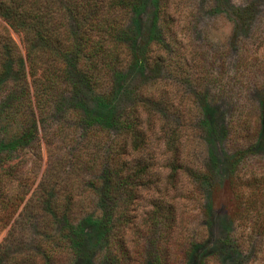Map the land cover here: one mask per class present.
<instances>
[{"label":"rangeland","instance_id":"obj_1","mask_svg":"<svg viewBox=\"0 0 264 264\" xmlns=\"http://www.w3.org/2000/svg\"><path fill=\"white\" fill-rule=\"evenodd\" d=\"M248 1L222 0V8L216 10L211 9L213 0H144L133 14L137 40L151 43L163 21L171 29V41L162 54L164 64H153L158 69L143 62L124 68L116 76L114 98L108 105L94 102L86 91L74 97L66 93L57 112L36 114L34 131H25L24 137L17 138L25 127L22 116L4 120L0 115V156L7 151L0 167V172L6 170L0 174V191L5 193L0 204L3 264H18V260L22 264H108V258L115 264H264V121L255 136L253 131H238L235 137L236 132L223 131L230 116L222 98L211 100L219 111L214 117L209 109V56L224 47L232 62L240 50L235 40H229L232 21L224 12L226 2L240 6ZM255 1L258 15L264 14V0ZM259 19L252 22L249 34L264 22ZM8 33L24 55L22 37L10 29ZM153 47L150 51L155 55ZM27 81L31 83L29 76ZM251 84H258V90L243 89L240 104L264 98V73L251 78ZM134 92L150 106L148 113L154 119L145 131L143 149L126 156L127 144L121 145L119 161L140 162L147 168L135 179L130 203L110 204L102 197L97 164L87 166L89 158L96 163L103 159L104 149L98 138L91 142L94 146L89 144L91 151L85 149L86 135L92 132L86 120L115 133L108 123L115 113L134 105ZM0 100L5 101L1 96ZM32 105L35 108L34 100ZM141 121L144 128V113ZM21 140V148L7 150ZM8 165L15 167L6 181L2 175L9 172ZM47 171L53 175L52 204L58 198L69 202L46 211V216L24 212V204L38 194ZM25 188L20 203L16 197L11 199ZM54 212L58 220L53 224L52 217L48 229L42 230V221ZM120 212L127 216L128 229L123 227L118 243L113 239L117 233L107 232L106 225L112 221L121 225L123 220L115 216ZM155 213L158 217L153 218ZM17 217L20 222L4 239ZM71 221L85 235L83 245L72 254L64 250L60 235ZM106 236L109 243L104 241ZM37 247L48 254L29 256Z\"/></svg>","mask_w":264,"mask_h":264},{"label":"trees","instance_id":"obj_2","mask_svg":"<svg viewBox=\"0 0 264 264\" xmlns=\"http://www.w3.org/2000/svg\"><path fill=\"white\" fill-rule=\"evenodd\" d=\"M143 1L0 0V96L5 99L0 100V115L4 120L10 115L24 118L25 127L21 129L17 138L24 137L25 131H34L37 113L40 117L44 113L57 112L60 102L66 98V93L74 97L86 91L94 102L99 101L108 105L114 98L116 76L124 68L136 66L141 62L146 66L149 64L153 66L156 62L158 65L164 64L165 56L162 54L165 55L164 51L169 40L171 41V29L167 21L159 23L151 43L136 38L138 33L132 21ZM226 4L228 7L224 12L232 21L229 40L233 43L236 41L240 50L233 55L232 62L230 60L232 55L224 47L214 50L209 56V109L214 117L219 111L217 102L211 100L214 98L217 100L216 97L222 98L223 103L229 108L230 116L223 131H234L235 137L240 135L239 132L253 131L252 136H255L260 123L264 121V98L247 105L240 104L238 98L242 90L249 86L257 89L258 84H251V78L262 76L264 73V22L254 27L251 34L248 33L253 21L258 18L264 21V14L258 15L259 7L255 0H249L240 6H233L227 2ZM221 8L222 0H213L211 9ZM8 29L22 37L24 55L10 39ZM240 33L243 36L239 37ZM151 46H154L155 55L150 51ZM159 50L161 53H157ZM217 65L219 67H216ZM153 67L158 69L157 66ZM27 76L31 78L30 84ZM134 95V105L115 113L109 121L108 125L114 127L115 133L112 134L110 129L98 122H92V119L86 120L90 127L89 131L92 132L86 135L85 149L91 151L89 144L94 146L91 142L96 138L97 144H101L99 147L104 149L103 159L101 157L96 163L89 158L87 166L90 169L97 164L103 182L102 197L110 204L118 200L130 203L135 179L143 175L147 168L140 162L133 165L119 161L123 153L121 145L127 144L126 156L130 155V151L135 153L143 149L145 131L150 129L152 123L150 120L154 119V115L148 113L150 106H146L141 98L137 97L139 95L137 92H134ZM143 113L146 115L144 128L141 126ZM212 115H209L210 120ZM91 125L95 126L92 128ZM23 144L22 140L18 141L7 150H17ZM6 153L0 156V167L5 163ZM13 167L15 166L8 165L9 172L2 175L8 178L6 181L11 180L13 174L10 169ZM4 172L6 170L3 169L0 174ZM52 178L53 175L48 171L43 173L41 188L38 194L28 198L23 206L24 212L38 211L46 216V211L69 202L68 199L58 198L59 200L52 204L50 200L52 195L49 193ZM0 189L3 190V185ZM26 193L27 188L20 193L16 191L11 199L16 197L20 203ZM46 195L48 196L45 197ZM3 197L5 193L0 191L1 205L4 203L1 200ZM24 212L18 216L22 217ZM54 213H49L48 219L42 221V230L48 229L47 225H51L52 217L53 224L58 220L57 213ZM115 216L119 221L123 220L122 224L112 221L110 225L107 222L106 227L109 226L107 232L112 230L117 233L113 239L120 243L121 232L127 228L128 221L123 212ZM156 217L158 215L155 213L153 218ZM19 222L20 218L14 219L4 239L12 233ZM74 226L71 221L60 231L61 238L64 239L63 248L71 254L80 249L85 238V235L80 230L76 231ZM104 241L109 243L110 238L106 236ZM2 247L3 244H0V248ZM35 250L36 253L29 256L48 254L40 247ZM56 254L53 249V258ZM108 260V264H115L112 258ZM22 263L18 260V264ZM0 264L3 262L0 261Z\"/></svg>","mask_w":264,"mask_h":264}]
</instances>
